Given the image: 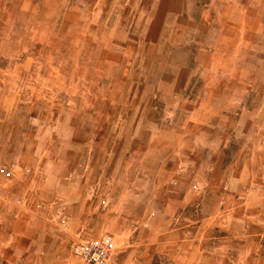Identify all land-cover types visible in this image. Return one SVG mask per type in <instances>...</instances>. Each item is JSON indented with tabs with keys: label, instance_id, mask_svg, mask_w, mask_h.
<instances>
[{
	"label": "rangeland",
	"instance_id": "rangeland-1",
	"mask_svg": "<svg viewBox=\"0 0 264 264\" xmlns=\"http://www.w3.org/2000/svg\"><path fill=\"white\" fill-rule=\"evenodd\" d=\"M1 32L0 114L18 97L34 131L8 186L27 264L105 234L109 264H264V0H0Z\"/></svg>",
	"mask_w": 264,
	"mask_h": 264
},
{
	"label": "crops",
	"instance_id": "crops-1",
	"mask_svg": "<svg viewBox=\"0 0 264 264\" xmlns=\"http://www.w3.org/2000/svg\"><path fill=\"white\" fill-rule=\"evenodd\" d=\"M3 33H0V39H4ZM233 36V35H232ZM19 39L20 44H29V37H16ZM11 39H14L11 38ZM234 40H232L233 42ZM248 41V35L244 34V42ZM226 44H228L229 39H226ZM234 54H226L225 56L232 61H235ZM226 60V59H225ZM14 88V87H13ZM9 92L15 91L10 88ZM17 89V88H16ZM20 89H18L19 92ZM9 103L7 104L6 111L0 114V124L16 126V133H14V127L12 129L11 135L8 137H2L0 135V164L3 166H8L12 169V177L8 178L5 174L0 173V238L3 239L5 236L4 243L0 244V254H3L0 258V264H27L30 263L31 255L26 256L25 244L26 237H31L32 251L38 246V242L35 240L34 235H30V230L25 228L23 215L24 211L20 208L16 210V214H12L9 211L8 205L10 203V188L15 185H22V181L18 179V168L25 166L28 159L31 157L33 150H30L29 144L26 143L28 138H33L31 134L34 131H29L26 133L25 126L31 123V116H26L25 105L22 103L21 99L18 97L9 98ZM4 116V117H3ZM6 141V143H4ZM39 165L33 163L32 172L36 173L39 170ZM9 176V175H8ZM22 183V184H21ZM28 183L32 186L35 185V177L32 178ZM198 198L195 196L185 197V204L194 203ZM11 224V225H10ZM30 246V247H31ZM33 254V253H32ZM35 256L32 255V261Z\"/></svg>",
	"mask_w": 264,
	"mask_h": 264
},
{
	"label": "built area",
	"instance_id": "built-area-1",
	"mask_svg": "<svg viewBox=\"0 0 264 264\" xmlns=\"http://www.w3.org/2000/svg\"><path fill=\"white\" fill-rule=\"evenodd\" d=\"M73 250L79 264H109L116 246L113 237L105 234L97 239L79 241Z\"/></svg>",
	"mask_w": 264,
	"mask_h": 264
}]
</instances>
